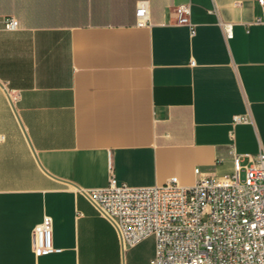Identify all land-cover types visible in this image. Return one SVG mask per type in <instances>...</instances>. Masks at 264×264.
I'll list each match as a JSON object with an SVG mask.
<instances>
[{
    "label": "crops",
    "instance_id": "obj_1",
    "mask_svg": "<svg viewBox=\"0 0 264 264\" xmlns=\"http://www.w3.org/2000/svg\"><path fill=\"white\" fill-rule=\"evenodd\" d=\"M138 1L0 0V264H150L154 242L122 247L85 194L109 164L119 183L188 186L264 151L259 2L147 0L137 26ZM45 215L58 250L36 256Z\"/></svg>",
    "mask_w": 264,
    "mask_h": 264
},
{
    "label": "built area",
    "instance_id": "obj_2",
    "mask_svg": "<svg viewBox=\"0 0 264 264\" xmlns=\"http://www.w3.org/2000/svg\"><path fill=\"white\" fill-rule=\"evenodd\" d=\"M264 9V0H257ZM176 21L188 23L189 7L179 5ZM136 25L149 21L148 1H138ZM5 29L18 20L5 18ZM226 37L230 25L224 24ZM234 122H245L235 115ZM244 168L243 178L240 169ZM107 184L85 191L99 213L116 227L122 247H132L152 236L150 264H264V151L242 166L233 158V171L202 175L184 186L177 177L151 186L119 183L109 164ZM36 256L57 251L51 240V218L43 216L32 231Z\"/></svg>",
    "mask_w": 264,
    "mask_h": 264
},
{
    "label": "rangeland",
    "instance_id": "obj_3",
    "mask_svg": "<svg viewBox=\"0 0 264 264\" xmlns=\"http://www.w3.org/2000/svg\"><path fill=\"white\" fill-rule=\"evenodd\" d=\"M240 177L243 178V175L240 174ZM154 238L152 236H149L142 240V250H148L153 246Z\"/></svg>",
    "mask_w": 264,
    "mask_h": 264
},
{
    "label": "water",
    "instance_id": "obj_4",
    "mask_svg": "<svg viewBox=\"0 0 264 264\" xmlns=\"http://www.w3.org/2000/svg\"><path fill=\"white\" fill-rule=\"evenodd\" d=\"M1 85H3L1 82H0Z\"/></svg>",
    "mask_w": 264,
    "mask_h": 264
}]
</instances>
